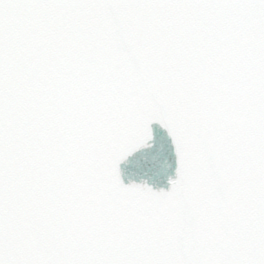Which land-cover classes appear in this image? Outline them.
<instances>
[{
  "label": "snow or ice",
  "instance_id": "snow-or-ice-1",
  "mask_svg": "<svg viewBox=\"0 0 264 264\" xmlns=\"http://www.w3.org/2000/svg\"><path fill=\"white\" fill-rule=\"evenodd\" d=\"M0 264H264V0H0Z\"/></svg>",
  "mask_w": 264,
  "mask_h": 264
}]
</instances>
